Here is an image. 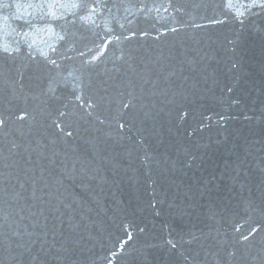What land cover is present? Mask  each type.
I'll return each mask as SVG.
<instances>
[{
    "label": "water",
    "instance_id": "95a60500",
    "mask_svg": "<svg viewBox=\"0 0 264 264\" xmlns=\"http://www.w3.org/2000/svg\"><path fill=\"white\" fill-rule=\"evenodd\" d=\"M0 264H264V0H0Z\"/></svg>",
    "mask_w": 264,
    "mask_h": 264
}]
</instances>
